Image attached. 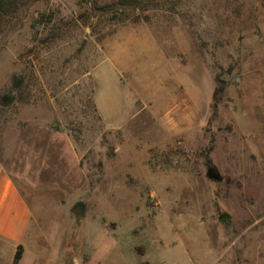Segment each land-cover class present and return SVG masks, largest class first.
I'll use <instances>...</instances> for the list:
<instances>
[{"label": "rangeland", "instance_id": "374dc122", "mask_svg": "<svg viewBox=\"0 0 264 264\" xmlns=\"http://www.w3.org/2000/svg\"><path fill=\"white\" fill-rule=\"evenodd\" d=\"M140 2L20 0L0 21V179L32 210L18 264H206L236 208L263 217L240 264L264 261V0ZM16 250L0 236V264Z\"/></svg>", "mask_w": 264, "mask_h": 264}, {"label": "crops", "instance_id": "0c3cea01", "mask_svg": "<svg viewBox=\"0 0 264 264\" xmlns=\"http://www.w3.org/2000/svg\"><path fill=\"white\" fill-rule=\"evenodd\" d=\"M123 36L126 35L124 34ZM117 57L119 58V56ZM117 57L115 56V63H113L114 71L117 80L122 83L123 78L116 71L117 67H121ZM95 103L100 115L105 120H108L104 116V112L99 105L98 92H96L95 95ZM242 210L243 211H241L240 208H236L231 214L233 224L240 232L234 236V238H228L226 247L223 246V240L219 238V235H216L217 244H219V241L222 243L221 248L218 247L216 250L210 251V257L206 264H240L238 251L251 250V248L248 247V242L252 238L249 232L254 228L256 229L258 221L262 220L263 217L257 218L255 221L249 220L252 219L250 212L247 211L245 213V210ZM31 220L32 210L28 201L24 198L20 189L11 182L7 176L3 175L0 179V236L5 240L14 242L17 246L22 244L27 237ZM249 221L251 222L248 224ZM255 250H264V238L260 239L258 248ZM24 251L25 250H23V252ZM76 254H79L80 258ZM118 255L119 263L115 264H171L164 256L162 250L138 251L135 254H133L132 251L120 250ZM70 261L71 264H90L91 255L88 251L82 253L80 250H74ZM173 264L197 263H195L194 260L185 258L182 263L178 262ZM260 264H264V261Z\"/></svg>", "mask_w": 264, "mask_h": 264}, {"label": "trees", "instance_id": "16d2710c", "mask_svg": "<svg viewBox=\"0 0 264 264\" xmlns=\"http://www.w3.org/2000/svg\"><path fill=\"white\" fill-rule=\"evenodd\" d=\"M141 0H125V2L129 3V5H133L134 7H139ZM20 0H0V21L16 11L18 8ZM212 170H215L212 168ZM23 254V245L19 244L17 246V250L15 252L14 260L12 264H18V261L22 257Z\"/></svg>", "mask_w": 264, "mask_h": 264}, {"label": "water", "instance_id": "95a60500", "mask_svg": "<svg viewBox=\"0 0 264 264\" xmlns=\"http://www.w3.org/2000/svg\"><path fill=\"white\" fill-rule=\"evenodd\" d=\"M224 79L228 80V76L227 74H225ZM209 175L217 180H221V176L219 173H215L213 172L212 169L209 170ZM72 212L80 217H84L85 216V212L83 210V204L82 203H78L73 209Z\"/></svg>", "mask_w": 264, "mask_h": 264}]
</instances>
